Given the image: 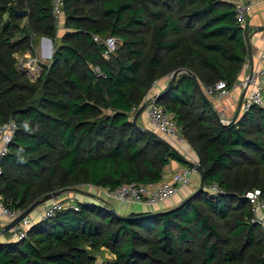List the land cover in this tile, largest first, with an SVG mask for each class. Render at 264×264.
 I'll list each match as a JSON object with an SVG mask.
<instances>
[{
    "label": "trees",
    "instance_id": "1",
    "mask_svg": "<svg viewBox=\"0 0 264 264\" xmlns=\"http://www.w3.org/2000/svg\"><path fill=\"white\" fill-rule=\"evenodd\" d=\"M12 3L0 6V26L9 15L0 31V128L17 126L0 174L11 209L83 184L114 190L161 181L170 160L188 162L133 123L155 82L182 68L204 91L219 81L232 89L248 57L251 28L238 23L234 0H63L65 26L74 28L59 42L53 0ZM24 7L29 23L21 26ZM24 29L56 41L35 81L16 56L27 49ZM109 36L119 43L105 58ZM157 103L196 150L205 187L216 182L222 192L204 187L177 209L129 219L76 199L78 209L41 218L26 238L0 241V264H92L101 246L117 264H233L249 252L252 264H264V229L246 197L260 190L264 198V106L222 124L185 70Z\"/></svg>",
    "mask_w": 264,
    "mask_h": 264
},
{
    "label": "built area",
    "instance_id": "2",
    "mask_svg": "<svg viewBox=\"0 0 264 264\" xmlns=\"http://www.w3.org/2000/svg\"><path fill=\"white\" fill-rule=\"evenodd\" d=\"M260 1L261 0H234L237 21L243 29L248 27L249 15ZM53 4L54 14L58 19L62 13L63 0H53ZM95 40L102 41L98 36L95 37ZM103 42L106 45L104 56L105 58H109L111 54L117 50L119 40L114 36H109L104 39ZM30 65H32L30 69H33L34 62L30 63ZM248 78L247 92L242 102L243 111H247L253 106H264V43L260 49L258 67L253 70L251 76ZM244 84L246 85V81ZM205 93L207 96L223 99L231 94V89L225 81H219L215 85L207 87ZM152 99L153 97L147 98L149 105L146 109L150 129L167 140L171 145L182 143L184 139L179 134V126L176 122L175 114L164 110L162 106L154 102ZM16 128L17 126L14 122H10L5 128H0V174L2 173V157L8 152L9 144L14 138ZM199 167L200 161L192 160L190 164L183 169L173 172L169 179H162L153 184L131 182L123 184L114 190L103 187H94L92 185L89 186L101 190L102 194H105L107 200H115L122 204L155 206L169 202L179 194L182 187L192 184L194 177L200 172ZM205 188L213 193L222 192L220 185L216 182ZM246 197L252 205V210L255 214L254 220L264 229V220H261L264 219V200L261 198L260 190L248 191ZM105 204L108 206L107 203ZM44 205L45 207L42 211V218H49L55 215L58 211L66 208L69 204L64 199L57 198ZM72 207L78 209V205L76 204H73ZM23 211L24 210L22 209H11L0 197V230L16 219ZM258 217H261V219ZM34 223L35 218L32 215L25 217L12 229L15 238L17 240L26 238L29 229ZM94 264L110 263H107L102 257L96 256Z\"/></svg>",
    "mask_w": 264,
    "mask_h": 264
},
{
    "label": "crops",
    "instance_id": "3",
    "mask_svg": "<svg viewBox=\"0 0 264 264\" xmlns=\"http://www.w3.org/2000/svg\"><path fill=\"white\" fill-rule=\"evenodd\" d=\"M249 25L251 28L250 35L248 37V57L246 59V62L243 66L242 72L240 73L238 80L234 86V88L231 89V94L227 97H224L223 99L209 97V99L214 104V108L220 113L224 114H230L235 113L237 111V107L239 105V102L241 100V96L243 93L242 90V83L246 81L248 76L251 72V66H253V70L258 67L259 62V53L261 46L264 43V31H256V27L259 25H264V0H261L254 8V10L249 15ZM54 42L53 40H43V42L40 44L39 48L37 49V54L41 61H45L47 58H52L54 53ZM250 51V54H249ZM47 59V60H48ZM34 67L33 69H30L31 72H36L42 69V65L38 62L40 60H37L34 58ZM251 60L253 61V64L251 65ZM44 64V63H43ZM39 69V70H37ZM171 80V76H165L160 79H158L152 89L150 90L147 98L153 97L158 92H161L164 90L169 82ZM212 109V108H211ZM244 112L243 110L240 111V113ZM239 113V114H240ZM138 124L142 127L150 128L149 124V118L146 112H143L142 115L138 118ZM167 141V140H166ZM174 149H176L188 163L178 162L176 160H170L168 165L165 167V174H164V180L169 179L171 174L175 171H179L186 167L192 160H198V154L196 150L188 143L187 140L185 142L180 143L178 145H172ZM198 177V174H197ZM195 184V183H194ZM190 186V185H189ZM184 186L181 188L179 194H177L173 199H171L169 202L165 204H159L155 206H149V205H140V204H122L120 202H117L113 200V205L111 206L112 209H115L118 213L121 215H128L132 212H142V211H161V210H168L171 208H174L175 206L179 205L185 198H187L189 195H191L194 191V186ZM91 187V186H90ZM95 193H89L87 191H70L69 193L66 192L61 199H70V202H68L69 205L73 204V200H88V201H99V202H105L107 203V199L104 196H98L96 191L101 193V190L95 188ZM72 198V199H71ZM108 204V203H107ZM45 205H42L36 209V214L32 215L35 218V222L40 220L42 218V211ZM16 240L14 236V232L12 230L1 234L0 233V241L2 242H8V241H14Z\"/></svg>",
    "mask_w": 264,
    "mask_h": 264
},
{
    "label": "rangeland",
    "instance_id": "4",
    "mask_svg": "<svg viewBox=\"0 0 264 264\" xmlns=\"http://www.w3.org/2000/svg\"><path fill=\"white\" fill-rule=\"evenodd\" d=\"M7 1H13V5L16 4V0H0V6L5 4ZM26 10H28V12L30 11L29 8L27 7H24ZM29 16V15H28ZM28 16L24 17V19L22 20V23H21V26H26V24H28ZM9 19V15L6 14L4 16V21L2 23V25L0 26V31L2 29V27L5 25V23L7 22V20ZM57 21V26H58V32H57V41L59 42L60 41V38L68 31H71L73 30V28H69V27H66L65 26V21H66V16H65V11L63 10V12L61 13V15L59 16L58 19H56ZM25 33H28L30 35L29 37V40L27 41V49L24 50V49H21L19 51H17L16 53V56L18 58V62H19V67L20 69H23V72H25L24 74H27L29 75V77L32 79V80H37L38 76L41 74L42 72V69H37L39 71H36V72H31L29 67H31L32 65H30V63H33L35 62L34 58H36L37 60H40L38 54H37V49L39 48L40 44L43 42V40H49L51 41L52 39H50L49 37H46V36H35V32L33 30H26L24 29ZM24 33V34H25ZM21 35H18L17 37H15L13 40H18L19 37ZM55 42L54 41V47H55ZM48 59V58H47ZM45 60V61H41L38 62L40 64V66L43 64V63H50L51 61V58H49L48 60ZM22 71V70H21ZM245 82V81H244ZM244 82L242 83L241 87H242V90H244L245 88V84ZM241 111H242V108H241ZM146 112V111H145ZM147 113V112H146ZM243 113V112H242ZM235 113H233L234 115ZM232 113H230L229 115L228 114H224V113H220L219 114V121L222 123V124H228L230 122V119L232 118ZM225 120H228V121H225ZM225 121V122H224ZM179 134L181 137H183L184 141L187 140L188 143L190 144L189 140L185 138V136H183V133H182V127L179 126ZM182 142V143H183ZM191 145V144H190ZM192 146V145H191ZM199 160V159H198ZM198 174V177L197 175L194 177L193 181H192V184H190V186H194L193 188V191L196 192L200 186V182H201V174L200 172L197 173ZM195 183V184H194ZM189 186V187H190ZM76 189L73 190V191H76V190H81V191H87L89 193H95L94 188L90 187L89 185H78L75 187ZM70 191H68L69 193ZM66 193V192H65ZM96 193L98 194V196H104L102 194V192H98L96 191ZM64 194H62L60 197H62ZM262 195V194H261ZM59 197V198H60ZM263 200L264 198L261 197ZM72 199V198H71ZM66 202H70V199H64ZM50 201H48L49 203ZM108 203V206L111 207L113 205V200H107L106 201ZM118 202V201H117ZM112 209V208H111ZM35 215L36 214V210L31 214V215ZM214 218V222L215 223H219L220 224V221L216 219V217H213ZM259 219H261V217H258ZM262 221L264 219H261ZM264 222V221H263ZM88 249L91 250V247L88 246ZM93 254L94 256H100L102 257L103 259L106 260L107 263H110V264H115V262L117 261V257L113 254L110 253V251L104 247V246H101V247H98L97 249L93 250ZM253 254L252 252H249L248 253V259L247 260H243V261H236L234 262L233 264H252V261H253ZM92 264H94V262H92Z\"/></svg>",
    "mask_w": 264,
    "mask_h": 264
},
{
    "label": "water",
    "instance_id": "5",
    "mask_svg": "<svg viewBox=\"0 0 264 264\" xmlns=\"http://www.w3.org/2000/svg\"><path fill=\"white\" fill-rule=\"evenodd\" d=\"M17 14H19L20 16H23V17H26L28 16L29 12L28 10H17ZM256 31H264V25H259L256 27ZM249 54H250V51H249ZM253 64V61L251 60V65ZM22 72H23V69H21ZM185 70L189 76L193 79V81L195 82L197 88L199 89V92L200 94L203 96V98L209 103L210 107L212 108V110L215 112V114L217 115V117L219 118V114L218 112L216 111V109L214 108V104L212 103V101L209 99V97L207 96V94L205 93V91L203 90L202 88V85L198 79V77L196 76V74L194 72H192L191 70H188V69H177L173 72V74L171 75V80L168 84V86L162 90L161 92H158L157 94H155L153 96V101L157 103V99L162 97L164 94L168 93L173 87H174V84H175V81L177 80V77L178 75L183 71ZM253 72V66H251V72H250V75L248 77L251 76ZM25 73V72H23ZM248 79L246 80V85H245V88L243 90V93H242V96H241V100L239 102V105L237 107V111L235 112V114L232 116V118L230 119V122H234L238 116H239V113L241 111V108H242V102H243V99L246 95V92H247V86H248ZM149 105V101L146 100L137 110V112L135 113L134 117H133V123L141 130L145 131V132H148V133H151V134H156L158 135L156 132L152 131L150 128H146V127H142L138 124V118L142 115L143 112L146 111L147 107ZM205 187V181H204V177L203 175H201V182H200V186L198 188V192L199 191H202ZM76 188H67V189H60V190H56V191H53L51 193H48L46 195H44L42 198H38L37 200H35L29 207H27L16 219H14L11 223H9L8 225H6L3 229L0 230V233L3 234V233H6L10 230L13 229V227L15 225H17L20 221H22L25 217L31 215L38 207L46 204L48 201H51V200H54V199H57L59 198L62 194H64L65 192H68V191H73L75 190ZM197 192L189 195L187 198H185L179 205L175 206L174 208H171V209H168V210H161V211H156L154 212L155 215H161V214H164V213H167L169 211H172L174 209H177L179 207H181L182 205H184L189 199H191L193 197V195H195ZM111 211L117 215L118 217L120 218H123V219H129V216L128 215H121L120 213H118L115 209H111Z\"/></svg>",
    "mask_w": 264,
    "mask_h": 264
}]
</instances>
